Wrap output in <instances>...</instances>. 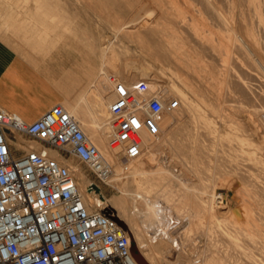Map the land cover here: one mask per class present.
Instances as JSON below:
<instances>
[{
  "label": "rangeland",
  "instance_id": "obj_1",
  "mask_svg": "<svg viewBox=\"0 0 264 264\" xmlns=\"http://www.w3.org/2000/svg\"><path fill=\"white\" fill-rule=\"evenodd\" d=\"M153 1L154 0H133L131 2L132 8H130L128 0H111L108 1L107 6L100 3L98 0H0V41L5 43L9 48L22 57L23 55L20 51H22L24 46L18 49L13 42H43L52 44L51 47H55L59 44L55 49H52L42 61L39 62V68L42 72H50L53 76H57L61 71L69 68L76 69L77 72L81 73L82 77L86 71V75L84 76L85 81L76 85L75 94L70 100L74 104H77L76 106H79L81 109L83 108V105L81 104L85 103L87 105L85 108H89L91 112L99 111L101 114V116H98V119L101 121L99 126L104 130L106 128L109 129L110 127L107 113L108 104L118 94L130 90L132 84L141 78L138 77V75H133L124 79V77L119 73V67L127 68L131 65L138 67V64L141 63L151 66L150 68L153 71L155 70L161 74L162 79H149V77H147L146 80H141H145L148 83L150 91L157 95L168 96L170 93V96H168L169 98H176L174 96L179 98L180 95L185 94L184 88L177 84L174 80L175 73H180L181 75L179 74V76L182 78H185L186 74H189L186 78L189 77V80L192 79L191 77L193 75L191 74L190 68H184L185 65L182 64L177 65L172 60L165 63H161L159 61L160 63H158L156 62L157 60L151 59L148 55V50H145L143 43L144 41L146 42L148 38H151V35L147 31V28L139 24L137 15H144L147 12V14L144 15L145 20H157V17H150V14L152 15V13H150L148 9L149 4ZM158 1H165L166 7H181L180 10L186 17L188 24L192 21L190 20V16H193L192 19L195 17L194 21L191 22V27L197 28V32L203 31V33L200 32L203 36H205L206 32L205 37H211L213 41H216L215 37L220 39L223 35L225 37L224 40H226L227 37H231V40H229L231 47L229 46V43L227 50L228 52L230 47L231 53L228 52L227 54H230L232 58L229 55L228 60L226 56H223L225 60L228 61H225L228 72L226 82L222 84L219 91L217 92V90L210 88L211 91L209 89L203 95V100H206L205 102L195 98L194 96V100L198 101L191 102L189 105L188 110H191L190 112H193L196 116H198L196 120L198 122L199 119L202 121L199 122L201 125L197 122L198 127L196 125L194 126V123L191 122L188 124V130L190 127L194 130L191 128L190 130L192 131H184V133L186 132V134H188L186 136V140L182 139L181 143L186 148H189L192 145H194V147L198 146V148L201 147V151H197L198 153L196 150L193 151L194 149L189 150V153L188 151H171L170 136L167 131L168 123L171 119L170 117L173 113V119L174 114L179 113L178 115L183 117V120H185L186 118L184 119V117L187 115V113L184 112L183 114L182 111L179 112L177 108L173 110L174 112L172 111V113H163L158 121L153 122L156 127V132L154 134L148 130L147 124H140L141 130H143L146 134L148 133L147 143L150 145L148 147V151L151 154H155L157 152V155L155 154V156L157 158H161L163 156V161H167L168 159L170 167L173 168L172 171L177 175L181 173L182 166L178 163V161H185L184 163L190 166L193 170V172L188 173L190 179H199L206 182L208 188L211 190L210 193H212L211 195L213 196H215L216 192L226 194L225 202L222 206L225 205L231 211L236 207L237 203L232 189L233 187L237 188L240 191L241 196L245 199V205L248 208H251L254 223L258 225L261 231L260 233H256L254 235L252 234L253 236L250 235V237H244L239 232L236 233L234 228H231L233 227L231 223L224 221L222 223L226 226V228H224L225 230L222 228L225 227L223 224L219 225L217 222L208 223L212 227L206 235V233H203L202 231L207 227V222L212 218H202V221H190L189 218L185 217L186 213L184 214V212L187 211L188 213H191L192 211L189 206L181 203L177 206V208L179 207V213H181L182 216L180 215L179 222L177 221V223H175L176 225L173 229H176V233L173 234V237H176L175 239L179 244L178 246L183 247V250L185 249L186 252L188 251V253L192 256H195L197 252L195 250L196 248H192V245L201 249L202 246L205 247L209 244L207 251L209 253L214 252V255H217L216 257L220 258L223 264H248L249 262L245 257V254L248 252V254L252 257L254 256V258L256 257V259L260 260L259 262L264 263V142L260 140L259 131L254 130L249 118L245 116L247 113H252L250 115L253 116L259 126H263V128H260L262 130L264 129V74L262 73L264 72V0H257L259 3H257V6L253 5V0H229V3L228 1L225 2V0H223L225 4L222 0H214V3H218H216V6L214 4V9L211 7L209 8L204 0ZM116 2H125L123 11L115 5ZM141 7L143 10H140ZM232 20L234 21L232 24L234 25L233 27L229 26L232 23ZM195 21L199 26L196 25ZM224 22H227V24ZM240 23L242 26H240ZM242 23L244 26L247 25V27L251 29L254 37L256 36L255 39L258 42L260 41L259 43H261V45L257 42V47L255 44L250 45V43H248ZM199 27L203 29L201 30ZM240 30L243 34L240 33L241 35H239V37L238 34L241 32ZM140 31L142 34H146L144 35V39V36H142ZM229 31L233 36L229 34ZM182 34L184 36H188L185 32ZM189 37L190 36L187 38V45L189 46L193 42L192 46L195 48L197 47V51L199 52V55H201L200 57L203 58L202 60L204 62H208L207 64L211 66V70L213 72H216V70L217 72H223L222 69L224 66H222V69L220 68L221 65L219 66V64H223L220 57L213 55L212 52L208 50H205V47L199 46L193 39H191V37ZM234 37L236 38L235 40ZM243 37L246 39L245 42L247 43V46L244 43ZM114 39H116V41H114ZM236 40L240 41L238 44L241 43L240 45L243 46H241L243 49L240 48V45L238 48L236 47L238 45ZM106 44V48H102V46L104 47ZM249 45L254 46L250 47ZM259 46H261V48ZM253 47L257 50L255 48L254 50ZM253 50L257 53L259 51L260 53L256 55L257 53L255 54ZM246 51L248 55L251 57L253 56L252 59L250 56H247ZM92 52L98 57H94L92 55L91 58L90 53L92 54ZM83 54H86V57H90H87L85 62L82 58ZM257 56H260L262 60ZM106 60L112 63H110V66L106 68L102 67L95 80L91 82L93 78L90 77V67L94 65L102 66V62L104 63ZM262 61L263 63H261ZM136 62L138 64H136ZM79 63L81 65L78 66ZM214 64L216 65L212 66ZM251 64H254L253 67H251ZM180 65H182V69ZM183 71L184 73H188H185L184 75ZM100 77H102L103 80H100ZM126 80L130 82H128L130 87L126 85V88H124L125 86H123V84ZM193 81L191 80V82L196 85L197 82L195 81V78ZM242 85L246 88L241 89L240 87ZM157 86L160 89H157ZM116 87L118 89H116ZM115 89L117 90V95L115 92H112V90L116 91ZM217 94L221 96L217 97ZM216 97L218 98L219 107L214 108L212 105L209 106L210 103H216ZM210 99L212 101H210ZM65 110L66 112L70 111L69 108H65ZM144 117L149 118L147 115H144ZM202 123L207 124L206 126L208 127V129L203 128L204 132L201 127L203 126ZM136 130L138 131L137 128ZM160 130L162 132H160ZM141 132L142 131H140V133ZM190 132H193L194 134L196 133L198 138H196L194 134H190ZM131 134H135V131ZM191 135L193 139H189ZM237 135L241 137L244 136L245 139L248 138L247 142L249 144L247 145L249 146L245 145L247 148L245 147L244 153L241 154L238 153L240 147L236 141L238 138ZM182 137H184V135ZM22 140L25 142L31 141L27 139ZM188 140H190V143ZM191 141H195V143L191 144ZM259 141H261V144ZM237 153L241 156L237 155ZM67 159H71L72 163L75 161L74 164L77 163V166L84 171L87 178L96 185L93 186L95 191L101 193L104 198L112 199L119 195V192L116 189L110 187L109 185H104L96 180L83 162L71 156ZM194 168L196 170H194ZM209 185L212 186L210 187ZM92 205L94 206V204ZM108 211L114 215L113 211ZM206 214L207 213L203 216L206 217ZM198 222H201L199 227L202 226V230L201 228L196 227V223ZM188 226L190 227L189 232L184 233V230L187 229ZM127 229L131 237V243H133L136 247L134 235L131 233L128 226ZM222 232L225 233L223 234ZM178 234H180L179 238L177 237ZM235 235L240 238H238V242H241V248L239 249L238 246H234V248L233 245H231V239H233ZM253 242L255 243L253 244ZM174 256L175 254L172 252L171 260L174 259ZM197 260H200V258Z\"/></svg>",
  "mask_w": 264,
  "mask_h": 264
},
{
  "label": "bare ground",
  "instance_id": "obj_2",
  "mask_svg": "<svg viewBox=\"0 0 264 264\" xmlns=\"http://www.w3.org/2000/svg\"><path fill=\"white\" fill-rule=\"evenodd\" d=\"M132 1L133 0H129V2H128L130 5V8H132V4H131ZM204 1L207 3L209 8L211 7L213 9L215 8L216 3H217V2L214 3V0H204ZM226 1H228V3H229V0H225V2ZM225 2H224V4H225ZM257 3H258L257 0H255V3L253 0L254 6H257ZM214 4H215V6H214ZM180 8H179V6L178 7H173V6H169V7L167 6L166 7L165 1L154 0L148 6L149 12L152 13V15L149 12L148 13L150 14L151 18L157 17L159 20L158 19L154 20V21L145 20L144 15L147 14L146 11H144V12H146V14H144V15H137V19L139 21V24L142 25L143 27L147 28V31L151 35V38H148L147 41L145 42L143 39L145 38L144 35H146V34H142V32L140 31L142 36H144L143 39H141L142 41H144V43H143L144 48H145V50L146 49L148 50V52H149L148 55L151 57V59L157 60L156 62H158V63H160V62L165 63L169 60H172L177 65H179V64L185 65L184 68L185 67L190 68L191 74L194 76L195 81L197 82L196 85H194L191 82V80L192 81L194 80L192 75H191L192 79L189 80L188 79L189 77L186 78V76H189V74L188 75L186 74L185 78L184 77L182 78L179 76L180 73L179 74H178V72L175 73L174 80L176 81L177 84L182 86L185 90V94L180 95V97L178 96L179 98H177V96H174L178 99L177 110H179V112L182 111V113L183 112L187 113V115L184 117V119L185 118L186 119L183 120V117L178 115L179 114L178 112H175L178 114H174L173 119H172L173 113L171 111L172 115L170 113L171 119L168 123V128H167L168 134L170 136L169 138H170V149H171V151H176V152L188 151V153H189V150H192V149H194L193 151L196 150V152L199 150L201 151V147L198 148V146L197 147H194V145L191 146V144L192 143L194 144L195 141L194 142L191 141V144H190L191 147H189V148H186L181 143L182 139L186 140V136L188 134V133L186 134V132L192 131V130H190L192 127H190L188 130V128H187L188 124H190V122H191V123H194V126L195 125L197 126V122H198L196 120L198 116H196L193 112H190L191 110L190 111L188 110L189 105L191 102L195 101L193 98L194 96H195V98L200 99L201 101H204L203 95L207 90H209L211 88V89L217 90V92H218L220 87L222 86V84L226 82V76H227L228 69H227V64H225L226 63L225 61H227V60H225L224 57L226 56V58L229 60L228 56L230 54H227V53L230 52L231 43L229 42V40H231V37H229V38L227 37L226 40H224L225 37L223 35V37H221V38L219 37L220 39H217L218 37L217 38L215 37L216 41L215 40L213 41V39L211 37L210 38L205 37L206 36L205 31H204L205 36H203V34L201 35L200 32L203 33V31L197 32V28L191 27V22L194 21L195 17H194V19H192L193 16H190V18H191L190 20H192V21L190 22V24H188L186 17L183 15ZM140 10H143L142 7L140 8ZM147 16H149V15H147ZM146 19H148V18H146ZM187 19H189V18H187ZM231 19H233V18H231ZM233 20L231 21L232 23L229 21L231 23L230 25L228 24L229 26H232V27L234 26V25H232L234 22ZM195 23L197 26H199L196 21H195ZM224 23L227 24V22H224ZM189 25H190V27H189ZM240 26H242L241 23H240ZM201 27H199V28L201 29ZM200 29H198V30H200ZM243 29H244L245 35L247 36L248 43H250V45L251 44L256 45V43L258 41L255 39L256 36L254 37V34L251 31V29L248 28L247 25L244 26V24H243ZM243 29H242V31H243ZM242 31L239 32L238 36L243 34ZM183 32L187 33V35L190 36L191 39H193L199 46H201V47L203 46V47H205V50L212 52L213 55L219 56L221 62H223V64L221 63V64H219V66L221 65V67H220L221 69H222V66H224V68L222 69L223 72L218 71L219 72L218 73L217 70H216V72H213L211 70V66L209 64H207L208 62L207 63L204 62L202 60L203 58L200 57L201 55H199V52L197 51L198 50L197 47L195 48L194 46H192L193 42L191 45H189V46L187 45L188 44L187 43L188 42V40H187L188 36H186V35L184 36L182 34ZM229 34H230V31H229ZM207 35H209V34H207ZM230 35H232V34H230ZM230 35H228V36H230ZM221 36H222V34H221ZM235 37H234V40L236 39ZM245 37H243L244 43L247 46V43L245 42V40H246ZM241 38H242V36H241ZM114 41H116V39H114ZM238 42H240V41L238 40L237 44H238ZM229 43H230V45H229L230 47H229V51L227 52ZM110 44H112V43H110ZM240 44H238L236 47L238 48ZM259 45H261V43H259ZM106 46H107V44L104 45V47L102 46V48H106ZM108 46H110V45H108ZM190 46H192V47H190ZM241 46L242 45H240V48L243 49L242 48L243 46L242 47ZM252 46H254V45H252ZM252 46H250V47H252ZM259 47L261 48V46H259ZM108 48H112V47H108ZM254 48L255 47H253V49ZM117 49H119V48H117ZM244 50H246V49H244ZM254 53L256 54L257 52L254 51ZM258 53H260V52L258 51ZM258 53L256 55H258ZM246 54H247V51H246ZM247 56H250V55L247 54ZM230 57H231V55H230ZM257 57L259 58L260 56H257ZM252 58H253V56L251 57V59ZM259 59H261V57ZM137 62H136V64H138ZM257 62H258V60H257ZM110 63H112V62L106 60L103 63V68L110 66ZM261 63H263V61ZM138 65H139L138 67H135V65H133V66L131 65L127 68H120L119 67V73L121 76L124 77V79H127V77H131L133 75H136V76L138 75V77H141V78H139L140 80L141 79L146 80L147 77H149V79H157V80L162 79L161 74L156 72L155 70L153 71L150 68L151 66L144 64V63L138 64ZM182 65H180V67ZM215 65L216 64H214L212 66H215ZM253 65L251 67H253ZM188 68H186V69H188ZM213 68H215V67H213ZM181 69H182V67H181ZM186 69H184V70H186ZM215 69H213V70H215ZM107 70H108V68H107ZM183 73H184V71H183ZM185 73H188V72H185ZM185 73H184V75H185ZM262 73L264 74V72H262ZM100 80H103V78L100 77ZM126 81L123 84V86H125L124 88H126V85L129 86V83H130L129 81H127V82ZM240 88L245 89L246 87L244 85H242ZM116 89H118V88L116 87ZM154 89H155V87H154ZM157 89H160V88L157 86ZM211 89H210V91H211ZM112 92L113 93L115 92V94H116L117 90L116 91L112 90ZM169 94H168V96H170ZM173 95H179V94H173ZM218 96H221V95L217 94V97ZM217 97H216V103L215 104L210 103L209 106L212 105V107H214V108L219 107ZM197 101H195V102H197ZM210 101H212V100L210 99ZM81 105H83L82 109L79 106H71V107H65V108L70 109V111L67 113L77 122L78 127L85 134V136L88 138L89 142L92 143L96 147V149L98 150L102 160L106 164L111 166L112 174L109 177V179L105 180V184L116 189L119 192V195L117 197L112 198V199L111 198L110 199L104 198L101 193H99L98 191H95V188L93 187L94 185L87 178L84 171L79 166H77V163H75L76 165L74 164L75 161L72 163L71 159H65L58 152L53 151V150H49L48 155L52 159H54L56 162H58L59 164L67 166L69 168V170L72 171L74 178H75V181H76L77 188H78L80 194L82 195L84 201L88 205V209H90L92 204H94V205L98 206L99 208L111 210V211H113L114 215L118 219L123 221L124 224L128 226L129 230L134 235V238H135L134 240H136L137 251L140 254V256L146 261L147 264H223V262L220 260V258L216 257L217 255L216 256L214 255V252L209 253L207 251L209 244H208V246L206 245L205 247L202 246L201 249L196 247L195 245H192V248H196L195 250L197 251L195 256L190 255L188 253V251L186 252L185 249L183 250V247L178 246L179 244L177 243V241L175 239L176 237H173V234L176 233V231H175L176 229L174 230L173 228L176 225L175 223H177V221L179 222V219H180L181 213H179L180 210H179V207L177 208V206L180 205L181 203L190 207V209L192 211L191 213H188L187 211L184 212V214L186 213L185 217L189 218L190 221H196V220L200 221L202 218H205V219L206 218L207 219L212 218L211 220H209L207 222V227L204 228V230L202 231L203 233H206V235L209 232L210 228L212 227L208 223L217 222L219 225H221V224H223L222 222H224V221L231 223V225H233V227H231V228H234L236 233L239 232L244 237H248V236L250 237V235L253 236L256 233L261 232L258 225L256 223H254L251 208H248L245 205V201H244L245 199L241 196V193L237 188L233 187V189H232V191L234 192V198L237 201L236 207L232 211L229 210V208H227L225 205H224L225 207L222 205H217V203L215 202V196L211 195L212 194V193H210L211 190L208 188V185L206 184V182H203L202 180H199V179H196V180L190 179L188 173L193 172V170L190 166H188L184 163L185 161L184 162L178 161V163L182 166H181V173L179 175H177V174H174V172L172 171L173 168L170 167L168 159H167V161L166 160L163 161L162 160L163 156L161 158H157L155 156V154L157 155V152L155 154L149 153L148 147L150 145H148L149 143H147V141H148V135L147 134L148 133L146 134L143 132V130H141L140 124L137 127L138 131L135 129L134 130L135 134H130L128 136V140L137 142L139 144V146L141 147L142 154H141L140 158L129 161V163L127 164V169L124 170L122 167L121 160H120V153L117 149L114 148L115 144L108 145V141L113 136H115V133L110 131V128L109 129L106 128L104 130L99 126L100 125L99 123L101 122L100 119H98V116H101L99 111L98 112H91L89 110V108H87V109L85 108V106H87L85 103L81 104ZM59 106L62 107L61 105H59ZM65 108H64V110H65ZM250 114H252V113H250ZM250 114L247 113V115L245 114V116L249 118V121L252 123L251 125L253 126L254 130L259 131L260 140L262 142H264V131H263L264 129L263 130L261 129V128H263V126L262 127L259 126V124L255 121L253 116H251ZM262 116H263V114H262ZM200 121H202V120L199 119V122ZM199 122H198V124H199ZM202 124H203V126H201L202 129L203 128L208 129V127L206 126L207 124H204V123H202ZM199 125H201V124H199ZM140 131H142V132L140 133ZM184 131H186V132L184 133ZM160 132H162V131L160 130ZM203 132H204V129H203ZM203 132H202V134H203ZM205 132H207V131H205ZM190 134H194V133L190 132ZM183 135H184V137H182ZM188 136H190V135H188ZM194 136H196V133L194 134ZM191 137H192V135H191ZM191 137L190 138L188 137V138L193 139V137L192 138ZM237 137L238 138L236 139V141L240 147L238 150L239 151L238 153L241 154V153H244V151H245V147H246L245 145L249 144L247 142L248 138L245 139L244 136L241 137L239 135H237ZM196 138H198V137L196 136ZM188 141L190 143V140H188ZM196 141H197V139H196ZM261 141H259L260 144H261ZM185 143H187V142H185ZM14 144L17 147L23 148L24 150L37 149L39 147V144L37 142H35V141H29V142L26 141L25 142L21 139V137H17V136H16V140L14 141ZM224 145H225V143H224ZM224 145H222V146H224ZM247 146H249V145H247ZM204 153H205V150H204ZM238 153H237V155H239ZM239 156H241V155H239ZM164 159H166V158H164ZM194 170H196V169L194 168ZM195 174H196V172H195ZM217 183H218V181H217ZM213 184H214V182H213ZM238 184H239V182H238ZM224 185H225V183H224ZM209 186L211 187L212 185H209ZM221 198L224 199V202H225L226 194L221 195ZM205 213H207L206 217L203 216ZM200 223L201 222L196 223V227L201 228V230H202V226L199 227ZM127 226H126V230H127L126 233L129 237L130 243H131V237L129 235V231L127 229ZM222 228L224 229V228H226V226L222 227ZM189 230H190V227L188 226L187 229L184 230V233L189 232ZM244 232H246V233H244ZM179 236H180V234L177 235L178 238H179ZM238 238H239V236L235 235L234 238L231 239V242H232L231 245H233V247L238 246V249H239V248H241L240 247L241 242H238V240L240 239V238L239 239ZM190 240H193V239H190ZM209 240H211V239H209ZM179 241H180V239H179ZM254 243L255 242H253V244ZM172 252L175 254L173 260H171ZM190 253H191V251H190ZM248 253L245 254L246 260L249 262L248 264H264V263L259 262L260 260L256 259V257L254 258V256L252 257ZM198 258H200V260H197Z\"/></svg>",
  "mask_w": 264,
  "mask_h": 264
},
{
  "label": "built area",
  "instance_id": "obj_3",
  "mask_svg": "<svg viewBox=\"0 0 264 264\" xmlns=\"http://www.w3.org/2000/svg\"><path fill=\"white\" fill-rule=\"evenodd\" d=\"M177 107V98L151 92L145 80H137L108 104V123L115 133L108 145L115 144L124 170L142 154L128 136L141 123L155 133L153 122ZM16 136L39 147H17ZM49 150L83 162L104 185L112 174L111 166L58 104L31 122L0 107V264H138L114 215L95 205L88 209L72 171L52 159ZM222 194L215 193L217 205L224 204Z\"/></svg>",
  "mask_w": 264,
  "mask_h": 264
},
{
  "label": "crops",
  "instance_id": "obj_4",
  "mask_svg": "<svg viewBox=\"0 0 264 264\" xmlns=\"http://www.w3.org/2000/svg\"><path fill=\"white\" fill-rule=\"evenodd\" d=\"M98 1L107 6L108 1L111 0ZM124 3L116 2L115 5L123 11ZM13 43L18 49L24 46L20 51L24 58L0 41L1 108L17 115L24 121L31 122L54 104H62L63 108L77 105L70 99L75 94L76 85L85 81L86 71L82 77L76 69L69 68L61 71L59 75L53 76L50 72L44 73L39 68V62L59 44L51 47L52 44L43 42ZM92 55L98 57L93 52L90 53V57ZM87 57L86 54L82 55L84 62ZM80 63L78 66L81 65ZM102 67L103 62L102 66L90 67V77L93 78L91 82L95 80Z\"/></svg>",
  "mask_w": 264,
  "mask_h": 264
},
{
  "label": "water",
  "instance_id": "obj_5",
  "mask_svg": "<svg viewBox=\"0 0 264 264\" xmlns=\"http://www.w3.org/2000/svg\"><path fill=\"white\" fill-rule=\"evenodd\" d=\"M102 212L104 214H109V211L107 209H103ZM113 219L117 222V224L125 231L126 230V225L124 224L123 221H121L120 219H118L115 215L112 216ZM130 251H131V254L133 256V258L135 259V261L138 263V264H147L146 261L140 256V254L138 253L135 245L133 243H131L130 245Z\"/></svg>",
  "mask_w": 264,
  "mask_h": 264
}]
</instances>
